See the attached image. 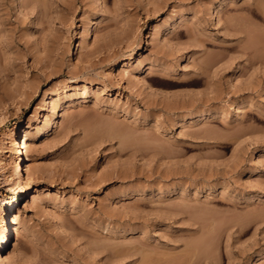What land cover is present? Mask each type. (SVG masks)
Here are the masks:
<instances>
[{
	"label": "rangeland",
	"instance_id": "1",
	"mask_svg": "<svg viewBox=\"0 0 264 264\" xmlns=\"http://www.w3.org/2000/svg\"><path fill=\"white\" fill-rule=\"evenodd\" d=\"M48 93L74 103L36 138ZM13 196L9 264H264V0H0V231Z\"/></svg>",
	"mask_w": 264,
	"mask_h": 264
},
{
	"label": "bare ground",
	"instance_id": "2",
	"mask_svg": "<svg viewBox=\"0 0 264 264\" xmlns=\"http://www.w3.org/2000/svg\"><path fill=\"white\" fill-rule=\"evenodd\" d=\"M220 12H221V5L215 6L210 10V17L215 20L217 16H219L218 14ZM102 22H103V17L97 16L92 21H90V23L86 26V28L83 29L82 26H77V29L75 31L76 43L71 51V56L77 57L81 53L82 47H84V45H91V42L94 39L98 26ZM242 29L240 28V30ZM246 48L243 49L244 52L246 51ZM92 52L95 53V50ZM246 52L245 54H247ZM140 54L141 52L138 47L133 52L126 55L122 61L120 60L114 62L111 65V69L113 70L117 69L122 63H124V61L125 62L127 61V63H129L128 61L138 60ZM149 68L150 66L146 63L141 65L139 68H136V71L139 74ZM104 74L107 75L106 72ZM66 88L67 86L65 87L63 86V88L60 89V92L65 91ZM53 94L55 93L46 94L41 101V109L38 114V117L35 120V124L38 125V129H39L38 132H35L37 133L36 138H41L49 134H54L61 122L60 117L61 114H63L62 112L64 111L65 107H68L72 103H74V100L59 101L53 109L52 107V103L54 100ZM85 96H87L86 87L81 90L79 97L83 98ZM50 113H51V117L49 116L50 118L46 120L45 117L47 115H50ZM203 114H201V117ZM43 123H45L44 127L42 125ZM31 127L32 126L30 125H26L25 121L21 118L19 123L17 124L16 137L13 138V141L9 145V149H8V152H10L11 154L10 156L14 162L12 165V171L16 176V178H14L13 183L16 184L18 187H20V189L15 193V195L24 193L23 197H29L35 191L32 185L29 186L25 185V183L27 184L26 182L27 180L34 179V171H32V168L27 167V159H26V150L29 147V140L32 137V132L30 131ZM8 203L9 206L5 218L3 220V227L0 231V264H9L7 260V256H5V254L8 252V249H10V245L13 243L14 239L16 238V234L18 233L19 226L21 224L18 215V209H17L18 202L16 201V198L13 196L11 199L8 200Z\"/></svg>",
	"mask_w": 264,
	"mask_h": 264
}]
</instances>
